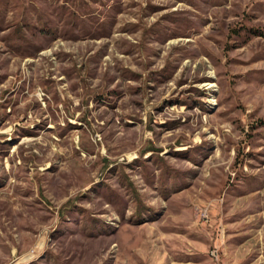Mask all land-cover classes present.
Here are the masks:
<instances>
[{
	"label": "rangeland",
	"instance_id": "1",
	"mask_svg": "<svg viewBox=\"0 0 264 264\" xmlns=\"http://www.w3.org/2000/svg\"><path fill=\"white\" fill-rule=\"evenodd\" d=\"M0 264H264V0H0Z\"/></svg>",
	"mask_w": 264,
	"mask_h": 264
},
{
	"label": "bare ground",
	"instance_id": "2",
	"mask_svg": "<svg viewBox=\"0 0 264 264\" xmlns=\"http://www.w3.org/2000/svg\"><path fill=\"white\" fill-rule=\"evenodd\" d=\"M211 86V85H210Z\"/></svg>",
	"mask_w": 264,
	"mask_h": 264
}]
</instances>
